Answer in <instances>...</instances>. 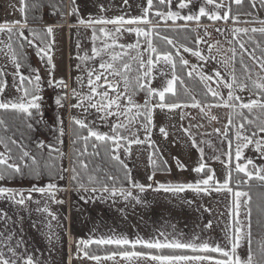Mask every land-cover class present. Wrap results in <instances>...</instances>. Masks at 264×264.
I'll list each match as a JSON object with an SVG mask.
<instances>
[{
    "label": "snow or ice",
    "instance_id": "6c2138e0",
    "mask_svg": "<svg viewBox=\"0 0 264 264\" xmlns=\"http://www.w3.org/2000/svg\"><path fill=\"white\" fill-rule=\"evenodd\" d=\"M62 3L63 0L61 5ZM123 3L127 6L128 0H123ZM193 4L194 0H146L145 5L142 6V14L139 16L128 18L124 15L113 18L90 16L88 19L80 16L76 0H71V6L66 12L61 10V6L50 4L49 6L54 9L53 14L59 11L62 17L65 15L77 17L76 24L70 27L82 26L92 30V55L85 53L78 57L81 61L100 58L98 66L87 69V93L80 92L74 87L69 93L68 83L63 79H53L55 64L50 53L54 50V40L49 41L48 38L53 36L54 26H46L43 32L28 28L29 5L26 0H20L18 10L22 16L21 20L0 23V34L7 35V42L0 40V45H3L0 54L6 57L14 68L11 73L13 78L11 87L19 93L15 97L5 96V91L9 88L7 80L9 72L6 64H0V132L4 133L0 135V145H3L4 149L0 151V182H8L17 177L39 179L43 175L37 156L23 143V134L20 139L15 138V132L7 135L11 126L5 119L6 115L20 119L28 130H34L35 124L43 122L42 77L36 69L31 70L32 75L26 76L21 72L23 65L19 57L26 55L23 51L25 45L35 48L36 55L41 60L46 58L47 64L51 66L48 73V87L64 90L63 94L55 98L57 107H65V102L71 95L76 103L71 104L70 108L81 109L85 113V118L72 117L71 120L74 126L72 133L74 138L71 141L74 153L70 159V169L60 166L53 171L51 166H45L48 168L49 182L43 187L34 184L27 194L21 189L0 186V201H6L18 210L28 208V202L34 201L33 193L46 197L52 204H63L64 200L57 199V195L67 188L60 187L56 181L66 179L65 174L69 171H71L70 179L73 187L77 191L82 190L91 194L88 197L81 196L85 202L88 199L114 198L119 194L125 201L134 200L136 203H141L140 197L134 195L132 189H139L142 193L146 187L152 188V184L144 185L136 182L120 153L123 151L125 155H130L132 145L147 144L152 148L153 152L149 160L153 166V174L148 176V180H153L157 169L156 160L152 159V156L159 152L155 142L151 140L153 129L156 127L154 123L156 110L173 112L180 109V119L184 120L189 114L183 109L191 107L199 109L201 117L207 118L209 123L219 122L220 119L218 115L212 114L213 108L228 110L227 122L223 127L213 128L212 133H205L209 136L215 134L220 138L221 143L227 144V151L223 153L226 160H220V156L212 157L214 160H220L225 166L226 175L223 182L216 179L215 170L204 160V150L198 148L189 128H183L181 125L182 130L189 136L192 146L198 148L200 152L198 165L192 169L199 178L195 182L188 183L156 182V187L153 189L156 192L172 194L189 190L198 195L211 194V192L230 194L232 196L228 213L230 219L226 225L224 244L201 239L199 235L184 240L179 235L164 231H158L155 236L148 239L139 235L134 239L127 235L89 237L76 242L74 257L76 259H87L96 264H101V261H111L112 264H264V239L254 242L253 237L254 212L256 226L264 229V191L258 193L255 203L251 194L253 182L257 183L258 188L264 189V163L257 164L253 158L245 155V150L251 147L257 158L264 161V19L258 15L260 11H264V0H202L196 11L192 10ZM245 4L248 10H244ZM31 7L33 9L43 7L42 0H36ZM99 9L101 12L106 10L103 4L99 5ZM242 16L248 19H241ZM202 18L213 25L217 22L233 25L230 28L212 29L220 34L231 33V39L227 42L232 46L224 52L222 60H217V55L221 53V48L218 47L220 41L209 42L212 37V31H209L211 25L202 24ZM193 23L196 25L195 28L190 27ZM239 24L248 26H235ZM97 25L101 27L97 29ZM108 25L113 27L109 28ZM26 28L31 39L25 35ZM201 28L203 36L198 32ZM168 32H197L193 41L196 47L177 43L167 35ZM125 34H134L136 41L121 43ZM256 34H259L261 39L249 50L246 44L253 42ZM242 35L247 36L248 41L241 40ZM97 41L101 42L100 46H97ZM157 41L164 47H160ZM202 43L207 45V55L199 48ZM77 47H80L79 43ZM128 50L136 52V55L130 57L131 62L126 59L129 57ZM184 53L196 57L201 63L190 64ZM245 56L251 61V65L245 63ZM213 61L221 64L225 69L224 74L218 69H212L211 74L204 71V67ZM237 62L241 66L243 78L236 74ZM178 66L186 70L188 79L198 78L203 84L205 99H197L184 86L185 79L178 74ZM76 67L79 69L80 65ZM254 69H258L255 79H253ZM157 74L165 78L160 87L153 86ZM76 80L83 86L82 77H77ZM213 83L216 87H212ZM223 89H227L226 96ZM141 92L144 93L142 104L135 99ZM244 92L248 93L247 98L240 95ZM181 96H186L188 99L182 100ZM209 96L212 98L210 101L207 99ZM90 110L95 111L97 119L102 124H107L109 132L98 130L95 120L86 122ZM112 118H115L114 122L109 123ZM57 124L58 127L53 130L56 133L55 143L37 140L35 146L40 151L47 149L49 157L52 153H56L61 159H68L58 147L64 143L63 137L66 135L63 119L57 117ZM190 127H203V125H190ZM141 128L145 133L144 139L139 138L138 135ZM159 133L164 139L168 138L166 127H159ZM78 142H82V148H75ZM89 146L92 148L91 153ZM101 148L104 155L123 170L128 188H117L115 186L117 177L111 174L106 175V180L112 182V187L91 174L87 175V183L83 181L80 170L86 172L89 165L81 157L100 156ZM163 163L166 165L167 162ZM176 164L181 170L185 167L178 159ZM96 170L99 171V166ZM162 170L168 171L166 167ZM245 188L247 190H244ZM105 193L107 197L103 195ZM34 202L40 204L39 200ZM36 210L47 214L50 218L47 227L51 229V221L56 220L57 216L50 211L48 204L45 203L43 208L37 207ZM205 211L210 212L211 209L206 208ZM22 222L23 217L17 215V219L13 220L7 209L0 207V264H43L24 246L22 235L17 238L18 232L23 233ZM16 225L20 227L17 229ZM211 226L212 222L209 221L205 228L209 229ZM32 227L36 228L38 225L33 222ZM172 227L175 229L174 225ZM47 238L51 243L52 235L49 234ZM93 245L104 246L107 251L104 255L95 254L91 251ZM244 245L247 247L242 252Z\"/></svg>",
    "mask_w": 264,
    "mask_h": 264
},
{
    "label": "crops",
    "instance_id": "0c3cea01",
    "mask_svg": "<svg viewBox=\"0 0 264 264\" xmlns=\"http://www.w3.org/2000/svg\"><path fill=\"white\" fill-rule=\"evenodd\" d=\"M26 2L29 5V9L27 11L28 28L36 29L37 31L39 29H45L46 26L51 25L45 24V21L53 20L54 15L59 12L56 11L55 14H53L52 11H54V9L49 6L50 4H54L52 2H50L45 8L42 7L35 9H33L31 5L35 3L36 0H26ZM67 4L68 0H66L65 6L64 4L62 5V10L65 12L68 8ZM34 17H38L41 20V24H30L29 18ZM65 17L66 22L63 25L66 27H69V25L71 26L72 23H69V19H71V17L67 15H65ZM28 28L25 29L26 32H28ZM14 47H16L15 43ZM61 94H49L44 98V100L50 103V107H53L52 105H56L55 102L53 103L56 96ZM74 103H76V100L69 95L64 108V127L66 131V138H68L69 141L67 144L68 146L65 144V147H68L69 149L71 145L72 117L81 119L85 118V113L81 109L70 108V105ZM55 110L57 112V108H55ZM157 110L154 115V123L156 127L153 129V133H155V129L161 126L166 127V125L162 124H159V126L157 125ZM188 110H190V112ZM180 111L181 110L178 109V112ZM183 111L188 113L189 116L201 117L199 109L192 110L186 108L183 109ZM213 112L216 111L213 110ZM91 117H95L96 127L98 130L102 132H109L107 124H105L106 126L103 129L100 127L99 124L102 123L97 119V114L94 110H90V114L87 116L86 122L93 121V118ZM199 119L200 124L208 123V125H212V129L220 128V126L215 127V121L209 123L207 118ZM114 120L115 118H112L109 123L114 122ZM171 128L173 129L172 126ZM133 131H135V128H133ZM125 134L127 135L128 133ZM138 135L139 138L144 139L145 133L142 128L139 130ZM153 136L154 135L152 134V137ZM152 137L151 140L154 141ZM168 137L170 140H163L160 143L163 148L162 150H159L166 161V153H169L170 150L178 144V142H174V138L171 139L170 136ZM195 139L196 142L198 141L199 143L198 147L203 148L204 160L212 169L217 170L214 165L215 163H217V165L224 166L220 160L212 159L214 156H219L217 150H220L223 144L221 143L219 137L212 134L211 136L208 135V137L204 140L199 139L198 136H195ZM160 145L158 147H160ZM225 145L227 144L225 143ZM226 151L227 149H222L221 155H223ZM152 152V148H149L147 144H144L132 145L130 155H125L123 151L120 153L121 158L128 164L132 178L136 182L144 185L152 184V188L146 187V190L142 193L139 189H132L134 195H138L140 197L141 203H136L134 200L125 201L119 194L114 198L88 199L87 202H85V200L81 199V196L88 197L91 194L84 193L82 190L77 191L73 187L70 179L71 171H69L65 174L67 177L66 179L56 181L60 187L67 188L66 191L60 192L57 195V199L64 200L63 204H52L46 197L41 196L39 193H33L32 195L34 201L39 200V205H37L34 201L28 202V208L26 210H18L15 206L10 205L8 202L0 201V207L7 209L13 220L17 219V215L23 217V233L21 234L18 232L17 238H20L22 235L24 246L30 252H33L43 262V264H96V262L87 259L74 258L76 255V242L79 239H88L89 237L99 238L112 235H127L129 238L134 239L137 235H139L148 239L155 236L158 231H164L173 235H179L180 238L184 240L190 239L193 235H199L201 239H208L213 243L224 244L226 225L229 223L230 219L228 213L232 196L225 192H211V194L201 193L198 195L190 190L177 194L154 191L153 189L156 187V182L159 181L157 175H154V183L148 180V176L153 174L152 165L149 160V156ZM180 154L182 155L177 157L179 158V161L182 162L185 158H187V156L183 153H178V155ZM70 159L71 158L69 156V160ZM67 164L70 169L69 161L68 163L66 162L63 164L61 162V166L65 168H67ZM168 172L161 173L165 175ZM99 175L101 176V174H95L97 177H99ZM174 176H176V174H174ZM192 176L193 177H190H195L196 179L199 178L198 174L194 171ZM118 178L122 180L124 179V176ZM25 179L28 181L31 178L26 177L21 180L23 181ZM26 181L25 183H20L15 180H11L12 184L7 187L24 190L25 194H27V191L31 189L33 184H30L32 180H30V182ZM192 181L194 182L193 179L190 180V182ZM48 182L49 180H42L39 182L40 184L36 186L43 187ZM125 182L118 184L119 186L116 187L128 188L129 185L125 186ZM103 195L107 197L106 193ZM189 201H191V203H188ZM45 203L48 204L50 211L57 216L56 220L51 221V229L47 227V221L50 219L47 217V214L36 210L37 207L43 208ZM206 208L211 209V211H205ZM209 221L212 222V226L211 228L206 229L205 226L209 223ZM33 222H35L38 227H32ZM173 225L175 226V229H173ZM15 227L18 229L20 226L16 225ZM49 234L52 235L51 243H49L47 238ZM91 251L95 254L104 255L107 248L104 246L97 247L96 245H93L91 247ZM101 264H112V262L101 261Z\"/></svg>",
    "mask_w": 264,
    "mask_h": 264
},
{
    "label": "rangeland",
    "instance_id": "374dc122",
    "mask_svg": "<svg viewBox=\"0 0 264 264\" xmlns=\"http://www.w3.org/2000/svg\"><path fill=\"white\" fill-rule=\"evenodd\" d=\"M52 2L54 4H57L58 6H61V10L63 9V4L65 6L66 0H63V3L61 5V0H42L43 7H47V5ZM202 0H194V4L192 6V10L196 11L198 7L200 6ZM146 3V0H128V5H124L123 0H76V4L79 8V14L82 18L88 19L90 16L91 17H99V16H104L108 18H113L116 16H121L124 15L126 18L128 17H135L139 16L142 14V6H144ZM103 4L105 7V11L101 12L99 9V5ZM19 6H20V0H0V23H3L5 21H16V20H21L22 16L21 13L19 12ZM71 6V0H68L67 7ZM42 8V7H40ZM53 10V9H52ZM244 10H248L247 4L244 6ZM54 12V11H52ZM187 12V10H185ZM259 17L261 19H264V11H260L258 13ZM55 16H59L60 19L59 21L55 20ZM53 20H46L45 24H59V25H52L54 26V32L53 36L49 37V41L54 40L53 44V51L50 53L53 58V63L55 64V69L53 71V79L54 80H59L63 79L66 83L69 84V93L71 91V88H76L78 91L86 93L88 92V87H87V69L98 66L100 63V58L97 57L95 60H88V61H81L78 59L79 56H83L85 53H87L89 56L92 55L91 53V48L93 47V43L91 40L92 36V30L90 28L85 29L82 26L78 27H66L63 25L66 21L65 16H61L60 12H58L56 15H54ZM241 19H248V17L242 16ZM44 20V19H43ZM77 17L71 16V19H69V23H72V25L76 24ZM205 21V20H204ZM206 21H208L206 19ZM204 25H211L209 27V31H212L213 28L219 27L221 29L225 27H232L231 23L228 25H225L223 22H217L216 24H212L210 21L202 22ZM62 25V26H60ZM192 25V24H191ZM194 28L196 27L195 24H193ZM237 27H247L248 25L245 24H239L235 25ZM258 26V25H256ZM97 29L101 27V25L96 26ZM107 27L112 28V25H108ZM38 31L43 32L44 29H39ZM199 35L203 36V29H198ZM197 34V32H196ZM25 35L29 36L31 39V36L29 35V32L25 31ZM15 40V37L13 38ZM205 39H207L205 37ZM231 39V33L230 32H224L223 34L216 33L215 31H212V37L211 42L215 41H220V45L218 47L221 48V53L217 55V60H222L224 58V52L228 48H230L232 45L228 44V40ZM241 40L247 41L248 37L247 36H241ZM259 34H256L253 42L255 43L256 41L260 40ZM0 40H4L7 42V35L6 34H0ZM136 41V37L134 34H125L124 37L121 39V43H134ZM77 43L80 44V47H77ZM100 41H97V46H100ZM3 45H0V48H2ZM246 47L251 50V45L249 43L246 44ZM26 51L28 52V55L31 58V61H29L30 66L24 67V55L20 56L21 63L23 67L21 68V72L24 75H32V69L38 70L39 75L42 77V88H43V97H47L49 94H63V89L59 88H50L48 87L47 81L49 79L48 73L51 68L50 65L47 64L46 58L44 60H41L39 56L36 55V50L33 47L25 46ZM199 48L202 50V52L207 55V45L206 44H201L199 45ZM119 51V49H117ZM5 51H7L5 49ZM19 51V50H18ZM129 51V57H126V59L130 60L131 56L136 55L135 50H128ZM215 54V49L213 50ZM147 55V54H145ZM186 59H189L190 64H197L201 63L197 60L196 57L191 56L188 53L183 54ZM230 55V53H228ZM258 55V53H257ZM107 59V57H105ZM245 63H248L251 65V61L248 60L247 56L244 57ZM26 62V61H25ZM0 64H6L7 65V71L9 72V75L7 76V80L9 83V88L6 89L5 91V96L7 97H15L18 96L19 93L15 91L11 87L12 84V76L11 73L14 71L13 66L11 65L10 61L4 57L2 54H0ZM80 65L79 69L76 67L77 65ZM135 63L133 62V68H135ZM212 69H218L222 72V74L225 73V69L221 66V64L213 61L208 63L204 67V71L208 74H211ZM230 70V69H229ZM258 71V69H254L253 71V79L256 78L255 73ZM77 77H82L83 78V86L77 82L76 78ZM230 78V77H229ZM164 77L160 76L157 74V78L153 81V86L154 87H160L162 83L164 82ZM187 83L185 84V86ZM188 86V85H187ZM212 87H216V85L213 83ZM223 92L226 96L227 94V89H223ZM49 93V94H48ZM48 94V95H47ZM240 95L244 96L247 98L248 93H240ZM50 97V96H49ZM138 97V98H137ZM135 99L139 103L144 102V93H139ZM55 101H53L54 103ZM52 103V102H51ZM50 103L46 102L43 100V107L42 111L43 112V122L40 124H35L34 127L37 130L35 132V137L33 139V144H36L37 140H43L46 143H55V136L56 133L53 131L55 128L58 127L57 124V117H60L65 120V111L64 108H58L56 105H52L53 107L49 106ZM56 106V107H55ZM57 108V112L55 110ZM189 109L194 110L195 108L188 107ZM186 109V108H185ZM215 110L216 112H213ZM190 112V110H188ZM157 125L159 124L166 125V128L168 130V133L172 138H174V142L176 144V147L172 148L169 153H166L167 155V161L164 159V157L161 155L160 151L158 152V156L160 161H157L155 168L157 169L155 172V175L158 177L159 183H184V182H190V180H194V182L197 180L195 177H193V168H195L198 165V162L200 160V154L198 151V148H194L192 146V142L189 138V136L182 130L181 125H183V128H189L192 136H198L199 139H206L208 135H205V133H212V125H208V123H202L203 127H190V125H197L200 124V119L202 117H197V116H187L184 120L180 119L178 109L173 111V112H168L167 110L161 111L157 110ZM212 114L218 115L219 122H214L216 125L215 127L222 128L223 125L227 122V114L228 110L224 108H213L212 109ZM90 118V117H89ZM93 120L96 121L95 117H91ZM204 119V118H203ZM100 127L103 129L105 128V124H99ZM173 127V129L171 128ZM44 128V129H43ZM65 128V127H64ZM171 128V129H170ZM66 132V131H65ZM154 136L152 137L155 146L159 148V150H162L163 147H161L160 143L165 140L164 137L159 133V128L155 129V133H152ZM74 138V137H73ZM64 143L62 145H58V147L61 148V150L65 153V155L68 157V159H61L60 157V162L63 163H68L69 156H70V149L68 147H65L68 144V138H66V135L63 137ZM170 140L168 137L166 140ZM172 141V140H171ZM31 142V141H30ZM173 142V141H172ZM66 144V145H65ZM160 145V147H158ZM197 145L199 146V143L197 141ZM68 146V145H67ZM71 146V145H70ZM166 147V146H165ZM161 148V149H160ZM227 149V145L225 143L222 144L221 149L217 150L219 153V156L221 155L222 149ZM3 145H0V151H3ZM153 150V149H152ZM43 151H47V149H44ZM162 152V151H161ZM178 153H183L187 156L185 160H183L181 163L185 166L183 170L177 167L176 160L179 158L177 156H181L182 154L178 155ZM56 154V153H55ZM58 155V154H57ZM245 155L248 157L253 158L257 164H262L264 161H261L260 159L257 158L256 153L251 149V147L248 150H245ZM211 156V154H210ZM209 156V157H210ZM175 158V159H174ZM226 157L224 155H221L220 160H224ZM166 161V165L163 163ZM215 168L218 170H215L216 173V179L219 180L220 182H223L225 175H226V170L225 166L217 165V163L214 164ZM69 168V165L67 164L66 166ZM166 167L168 171H162V169ZM153 170V167H152ZM161 172H168L167 174H162ZM176 174V176H174ZM191 176V177H190ZM43 180V179H42ZM42 180H32L30 182V179L28 181L25 180H19L16 182H30V184H35L39 185L40 181ZM62 182V181H61ZM193 182V181H192ZM11 181L8 182H0V186H9L11 185ZM27 185V184H26ZM247 245H244V248L241 249L242 252L246 249Z\"/></svg>",
    "mask_w": 264,
    "mask_h": 264
},
{
    "label": "trees",
    "instance_id": "16d2710c",
    "mask_svg": "<svg viewBox=\"0 0 264 264\" xmlns=\"http://www.w3.org/2000/svg\"><path fill=\"white\" fill-rule=\"evenodd\" d=\"M36 15V14H35ZM205 20V21H204ZM29 23L30 24H41L40 23V19L38 17H34V18H29ZM202 22H208L206 21L205 18H202ZM194 24V23H193ZM190 25V27H193L194 25ZM194 28V27H193ZM167 35L170 36V38H173L177 43H183L189 47H193L195 48L196 45L193 43V41L195 40L197 34L196 32H168ZM248 41V40H247ZM158 45L160 47H164L163 44H161L159 41H157ZM251 45V47L254 46V42L249 43ZM26 46V45H25ZM170 47V46H169ZM238 48V46H237ZM26 55H24V67H29V61H31L30 56L28 55V52L26 51V48L23 50ZM259 55V52H257ZM26 61V62H25ZM237 61H239V56H237ZM236 74L238 77L243 78L242 74H241V66L240 64L237 62L236 65ZM177 72L179 75H181L182 77H184L185 79V84L187 83V85L185 87H187L189 89V91L196 96L197 99L203 100L205 99L203 97V92H204V86L202 83L199 82L198 78L195 79H188L186 77V70H182L179 66L177 68ZM182 100H187L188 98L186 96H181ZM209 101L212 99L210 96L207 98ZM5 119L8 120L9 125L11 126V130L7 133V135H12L13 132L16 133L15 138L20 139L21 134H23V143L27 145L28 150H30L32 153H34L39 161V164L43 170V175L39 178V179H30V180H42V178H44L43 180H49V176H48V168L45 166H51L52 170L55 171L56 168L61 166V162H60V158L57 154L52 153L51 157H49L48 152L46 151H40L37 150L35 144L32 145L33 143V139L35 137V132H37V130L34 127V130H28L26 129V127L24 126V123L14 117V116H5ZM41 125V124H40ZM73 125L71 128V141L73 139ZM4 134L3 132H0V135ZM86 134V132L84 133ZM31 141V142H30ZM75 148H82V142H78L75 145ZM92 152V148L91 146H89V153ZM74 153V147L71 143L70 146V158H72ZM100 156H92V155H87L84 157H81L82 159L85 160L86 163H88L89 168L88 170H80L81 174H82V178L83 181L85 183H87V175L88 174H101V176L99 175V178L104 180L106 183L109 184V187H112V182L111 181H107L106 180V175L107 174H111L115 177H117V182L115 184V186H119L118 184L125 182L124 179H119L118 177L124 176V172H122L119 168V166L114 162L111 161L108 157H106L104 155L103 149H100ZM159 154L153 155L152 159L157 161H160L159 159ZM97 166H99V171H97ZM153 167V166H152ZM165 168V167H164ZM163 171V170H162ZM122 173V174H121ZM235 175V174H234ZM26 178V177H25ZM15 181H19L21 180V178L17 177L16 179H14ZM73 184V183H72ZM128 185L127 182H125V186ZM234 186V185H233ZM244 190H247L246 188ZM264 191V189H260L257 186L256 182H253V187H252V191L251 194L253 196V202L255 203L257 195L259 192ZM253 237H254V242L259 241L261 239H264V229H261L259 227L256 226V216H255V212L253 213Z\"/></svg>",
    "mask_w": 264,
    "mask_h": 264
},
{
    "label": "built area",
    "instance_id": "2783aa9c",
    "mask_svg": "<svg viewBox=\"0 0 264 264\" xmlns=\"http://www.w3.org/2000/svg\"><path fill=\"white\" fill-rule=\"evenodd\" d=\"M60 17L59 16H55V20L59 21ZM152 183H154V180L151 181Z\"/></svg>",
    "mask_w": 264,
    "mask_h": 264
}]
</instances>
